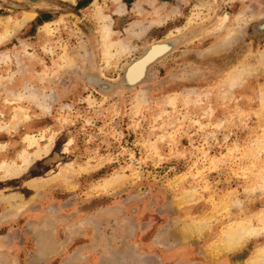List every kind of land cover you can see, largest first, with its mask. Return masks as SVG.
I'll use <instances>...</instances> for the list:
<instances>
[{"label":"rangeland","instance_id":"obj_1","mask_svg":"<svg viewBox=\"0 0 264 264\" xmlns=\"http://www.w3.org/2000/svg\"><path fill=\"white\" fill-rule=\"evenodd\" d=\"M180 35L140 84L95 89L91 73L114 85L145 46ZM261 255L264 0H0L4 264Z\"/></svg>","mask_w":264,"mask_h":264},{"label":"bare ground","instance_id":"obj_2","mask_svg":"<svg viewBox=\"0 0 264 264\" xmlns=\"http://www.w3.org/2000/svg\"><path fill=\"white\" fill-rule=\"evenodd\" d=\"M101 29H103V28H101ZM103 33H102V35H100L101 37H102V41L104 42V46H105V49H104V51H103V57H104V61H105V63L107 62H109L112 58H113V56H114V54L112 53V52H110V49H112L111 47H112V45L109 43L110 42V39H108V37H107V35H108V33H106V32H104V31H102ZM111 35V34H110ZM110 38V37H109ZM112 43V42H111ZM172 44H174V40L173 39H167L165 42H163V43H160V44H158V45H155V46H153V47H151L150 49H149V51L141 58V59H147L148 57H150V56H152V55H154V54H156L158 51H160V49H156L155 47H157V46H160V45H166L167 47H166V49L167 48H169V47H171L172 46ZM101 45H103V44H101ZM103 47V46H102ZM125 47V46H124ZM114 48H116L115 47V45H114ZM154 48V49H153ZM165 49V50H166ZM103 50V49H102ZM126 51V50H125ZM161 53H164V51L163 52H160L159 54H161ZM159 54H157V55H159ZM157 55H154V57L153 58H151V59H149L148 60V62H147V64L149 63V61L150 60H152V59H154ZM145 57H147V58H145ZM140 60V59H139ZM138 60V61H139ZM138 61H136L134 64H132L131 65V67L127 70V72H126V74L127 73H129V75H130V79L131 80H125L124 79V82H127V81H134V80H132V78L134 79V78H136V76H138V74H139V72L140 73H142V71H141V69H143V67H144V65H145V63L144 64H136ZM145 61V60H144ZM146 64V65H147ZM146 67V66H145ZM131 70V71H130ZM130 71V72H129ZM144 71H145V69H144ZM144 74V73H143ZM126 76V75H125ZM124 76V77H125ZM140 76V75H139ZM142 77V75L140 76V78ZM140 78H138V79H140ZM237 78V77H236ZM239 78H240V76H239ZM234 79V78H233ZM137 80V79H136ZM232 81V80H231ZM105 86V88H103V86ZM96 85H97V88L99 89V90H101V91H106V89H107V86L108 85H106V84H104V83H96ZM139 99H141V98H139ZM25 162V161H24ZM1 166H4V165H1ZM195 223V222H194ZM196 225H195V228H198L199 229V227L201 226V223H200V221L199 222H196L195 223ZM188 228V227H187ZM245 230H246V228L245 227H243V226H238V228L237 229H231V230H229L228 231V233L226 234V236L224 237V240H223V246H220V248H224V249H233L235 246H236V244H238V240L239 239H241L242 238V235H241V238H239V235L240 234H242L243 232H245ZM244 236V235H243ZM43 244V243H42ZM47 246V245H46ZM40 250H42V252H45V248H44V246L43 245H41V248H40ZM221 251V250H220ZM259 258H264V255H261V256H259Z\"/></svg>","mask_w":264,"mask_h":264},{"label":"water","instance_id":"obj_3","mask_svg":"<svg viewBox=\"0 0 264 264\" xmlns=\"http://www.w3.org/2000/svg\"><path fill=\"white\" fill-rule=\"evenodd\" d=\"M28 2H36L37 0H26ZM184 35V34H183ZM183 35L181 36H176V37H171V39L174 40V44H172L171 47L167 48L164 53H161L159 55H157L154 59L150 60L149 63L146 65L145 67V71H144V74L142 75V77L140 79H137V80H134V81H127V82H124V76L126 75V72L127 70L131 67L132 64H134L136 61H138L139 59H141L148 51L151 47L155 46V45H158L160 43H163L166 41V39L164 40H161V41H158V42H155V43H152V44H149L147 46H145L142 50V52L140 53V55L136 58H134L132 61H130L128 64H126L119 76H118V79L116 80V82L113 84H110L109 82L105 81V80H102L99 76L91 73L92 75H94L96 78H98L101 82L107 84V89L106 91H101L97 88H95L94 85L92 84H89L88 82H86L83 78V75H82V79L83 81L88 84L89 86H91L92 88H95L98 92L102 93V94H109L110 92L114 91V90H117V89H130V88H133L134 86L140 84L141 82H143V80L145 79V77L147 76L148 74V69L150 68V66H152L154 63H156L157 61H159L160 59H162L164 56H166L168 53H170L172 50H174V48H176V46L178 44H180L181 42H183L184 40H186V35L183 37ZM168 39V38H167ZM170 39V38H169ZM90 73V72H89ZM0 264H4V259L2 257H0Z\"/></svg>","mask_w":264,"mask_h":264}]
</instances>
